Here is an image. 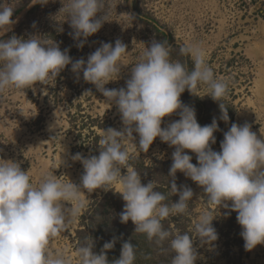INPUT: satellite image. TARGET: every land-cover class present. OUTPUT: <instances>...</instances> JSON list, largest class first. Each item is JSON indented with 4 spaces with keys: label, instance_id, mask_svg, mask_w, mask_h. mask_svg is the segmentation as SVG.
I'll return each mask as SVG.
<instances>
[{
    "label": "clouds",
    "instance_id": "clouds-1",
    "mask_svg": "<svg viewBox=\"0 0 264 264\" xmlns=\"http://www.w3.org/2000/svg\"><path fill=\"white\" fill-rule=\"evenodd\" d=\"M46 2L30 0L32 5ZM104 6L105 0L63 3L62 10L70 18L73 29L70 35L80 40L79 47L109 20V14L97 17ZM14 8L13 3H0V36L17 22L12 19ZM126 49L127 45L119 39L115 46L103 42L86 62L82 58L73 62L68 50L62 51L51 40L37 36L22 39L15 35L0 39V93L26 89L36 82L48 84L71 64L73 72L83 71L84 80L94 84L109 103L118 106L124 125L121 130L111 127L103 130L98 156L85 158L77 153L72 157L83 165L79 185L57 177L51 170L33 181L29 171H23L19 163L0 158V264H109L106 250L114 247L115 238L105 242L99 253L93 251L91 238L77 243L74 252L69 247L52 244L88 210L91 202L85 192L92 193L98 188L121 194L125 201L121 223L131 220L135 233L145 235L148 241L174 254L171 264H195L198 254L193 238H199L202 244L218 239L212 221L217 214L215 209L221 206L237 212L245 250L264 244V141L248 123H233L224 133L221 150L214 151L211 144L216 143L213 135L218 130L216 119L201 126L195 109L180 100L186 89L195 95L203 89L205 95L220 102L221 118L228 121L223 101L229 92V82L215 76L201 45L185 43L179 48L180 55L192 61L189 70L186 63L171 58V47L166 40H153L132 67L126 88H105L118 77L121 66L126 65L122 59ZM178 109L180 118L162 128V118ZM56 127H60L57 121L50 131ZM133 132L139 134V150L144 152L156 137L175 146L169 170L173 179L167 195L154 191L158 186L156 181L142 184L140 174L130 163L139 155ZM185 149L196 154L198 164L191 162L192 156ZM62 162L61 159L59 165ZM122 167L126 168L125 174L121 173ZM177 171L202 186L207 197L208 207L200 211L191 233L163 224L169 217L187 215L194 195L189 186H177ZM173 194H178L179 199L169 202ZM135 260V245L126 241L119 258L111 264H134Z\"/></svg>",
    "mask_w": 264,
    "mask_h": 264
},
{
    "label": "rangeland",
    "instance_id": "rangeland-1",
    "mask_svg": "<svg viewBox=\"0 0 264 264\" xmlns=\"http://www.w3.org/2000/svg\"><path fill=\"white\" fill-rule=\"evenodd\" d=\"M5 2L15 6L12 19L17 22L0 39L7 40L15 35L22 39L37 36L51 40L62 51L67 49L73 62L81 58L86 62L103 42L115 46V41L119 39L127 45V53L122 58L126 65L121 66L115 80L105 85L107 89L126 88L132 67L138 62L145 46L149 47L153 40H166L171 47V58L186 63L189 70L193 66L192 61L190 57L181 56L179 48L185 43L201 45L206 50L215 76L229 82V92L223 101L229 120L221 118L220 103L205 95L203 89L199 92L200 96L194 94L204 102L203 108L197 106L200 102L197 99L192 103L188 99L181 100L182 104L193 107L196 116L200 114L201 126L209 125L216 119L218 130L213 135L216 140L217 136L220 139L212 147L214 151L221 150L222 135L227 126L229 130L233 123H248L257 137L264 141V16L261 13L264 0H105L104 9L97 13V17L109 14V20L87 37L82 47L78 46L80 40L70 35L73 32L70 18L62 10L67 0H47L46 3L34 5L30 0H0V3ZM184 94L190 97L191 93L186 89ZM179 111L162 118L161 127L165 128L178 120ZM81 114L96 119L91 128L98 135L109 127L117 130L124 127L118 106L114 102L109 103L94 84L86 82L83 71L79 74L73 72L71 64L48 84L36 82L26 89H9L0 93V158L19 163L23 171H29L33 181H38L43 173L51 170L57 177L70 179L79 185L84 169L81 161H74L72 157L77 153L85 158L93 155V144L88 135L91 124H86L88 119ZM56 121L60 127L50 131V126ZM57 133L58 137L52 139ZM133 137L139 151L138 158L144 159L148 167L137 170L141 183L146 185L156 181L157 187L163 185L167 188V195L173 179L169 176V170L175 146L156 137L148 151L144 152L139 150V134L133 132ZM185 152L192 156L193 164H198L191 150L185 149ZM61 159L63 162L59 165ZM134 161H130L133 166ZM121 173L125 174L126 168L122 167ZM175 182L178 187L189 186L194 195L189 202L187 215L167 218L169 228L191 233L200 211L208 207L207 197L202 186L180 171L176 173ZM117 193L103 188L92 193L85 192L90 205L96 200L115 201ZM178 199V194H173L169 202ZM122 201L121 197L116 202L124 209L125 203ZM227 203L231 205V201ZM88 211L89 208L75 225L62 232L52 244L69 247L74 252L77 243L91 238L93 251L99 253L103 248L98 241L102 234L96 235L84 226ZM215 211L217 214L212 224L218 239L210 244H202L199 238H193L198 254L195 264H264V244H258L250 251L245 250V242L240 235L242 228L236 219L237 212L222 206ZM110 213L114 214L113 210ZM113 233L110 230L108 234L111 237ZM105 240H108L107 237ZM163 249L153 252V263L171 264L174 254ZM116 250H106L109 264L114 261L113 257L119 258L120 253L117 254ZM150 256L151 253H142L138 259Z\"/></svg>",
    "mask_w": 264,
    "mask_h": 264
},
{
    "label": "trees",
    "instance_id": "trees-1",
    "mask_svg": "<svg viewBox=\"0 0 264 264\" xmlns=\"http://www.w3.org/2000/svg\"><path fill=\"white\" fill-rule=\"evenodd\" d=\"M261 13L264 16V7H263ZM184 93H185V91L181 94L180 100L184 101V100L188 99L190 103H192V100H194V99L200 100V102L197 106H200L201 108H203L204 102H202L199 97L195 96L192 93L189 94L190 95V97H189V96L185 95ZM78 116H79V114H78ZM81 116L85 119H88L86 124H88V123L91 124L89 126L88 135L90 136L91 142L93 144L92 154L98 156L99 151H100V146H99L100 135H98L96 133L95 129L91 128L96 119L92 118L89 115H87L85 117L84 114H81ZM196 119H197L198 123L200 125H202V122L200 121L201 120L200 114L198 116H196ZM99 125H101V124L99 123ZM227 131H228V126H227L226 132ZM80 135L81 134H79V136ZM222 136H224V134ZM217 138L220 139L219 136H217ZM218 139L216 140L215 144H211V147L214 148L215 145L218 144V142H219ZM194 156L196 157L195 153H194ZM134 166L137 170L141 169V168H147L148 169V167L145 165L144 159H142V158H138L137 160H135ZM166 189L167 188L164 187L163 185L155 188L156 191H161L163 193L168 192V190H166ZM121 197L122 196L117 193L115 195V198H116L115 201L114 200L112 201L109 199H106L104 202L101 200H99V201L96 200V202L94 204H91L89 206V211H88V215L86 214L87 217L85 219L84 226L88 227V230L94 231L93 233L96 235H98L99 233L102 234V237L98 240L99 242H101L100 244H102V245H104L105 242H109V241L113 240V238H115L116 242H115V245L113 248L117 249L116 250L117 254L120 253L122 244L124 242L127 241V242L133 243L135 245V249H136V260H135L134 264L139 263V261L143 262V264H155V262L153 263V260L155 258V256L153 255V252L154 251H163L164 249L163 248L160 249L158 246H156L154 244V242L148 241L145 235L135 233V231H134L135 225L133 224V222L131 220H129L127 223H121L120 214L118 215V212L121 213L124 209H122V207L119 206L118 203L116 202ZM122 202L125 203L124 201H122ZM110 210H113L114 214H111ZM114 216H116V217H114ZM112 217H114V218H112ZM118 222H119V224H116ZM163 224L166 228L170 227V223L168 222V219L164 220ZM115 225H116V228H114ZM107 226L109 228H107ZM125 228H126V230H124ZM110 230H112L114 232L111 237L108 234L110 232ZM105 237H107L108 240H105ZM142 253L145 255H148L151 253L152 256H150L149 258L143 257V258H140V260H139L138 257H141ZM112 259L115 260L117 258L113 257Z\"/></svg>",
    "mask_w": 264,
    "mask_h": 264
},
{
    "label": "bare ground",
    "instance_id": "bare-ground-1",
    "mask_svg": "<svg viewBox=\"0 0 264 264\" xmlns=\"http://www.w3.org/2000/svg\"><path fill=\"white\" fill-rule=\"evenodd\" d=\"M256 50V49H255Z\"/></svg>",
    "mask_w": 264,
    "mask_h": 264
}]
</instances>
